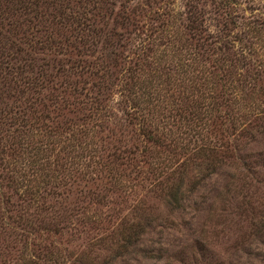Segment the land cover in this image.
<instances>
[{"label":"trees","instance_id":"obj_1","mask_svg":"<svg viewBox=\"0 0 264 264\" xmlns=\"http://www.w3.org/2000/svg\"><path fill=\"white\" fill-rule=\"evenodd\" d=\"M263 41L264 0H0V242L13 264L79 263L91 230L100 242L78 258L92 264L107 241L127 252L182 209L194 171L248 168Z\"/></svg>","mask_w":264,"mask_h":264},{"label":"rangeland","instance_id":"obj_2","mask_svg":"<svg viewBox=\"0 0 264 264\" xmlns=\"http://www.w3.org/2000/svg\"><path fill=\"white\" fill-rule=\"evenodd\" d=\"M206 9L205 24L211 32L220 17L211 7ZM208 32L202 30L203 35ZM261 43L264 58V41ZM241 63H235L234 69L241 68ZM253 67H248V75L240 69L241 75L247 78ZM262 69L264 75V64ZM245 101L250 106L260 102L253 95ZM243 147L250 163L248 168L226 165L215 172L194 171L198 182L192 188L185 180L182 209L169 214L166 221L158 218L152 226L145 225L136 244L129 246L127 252H117L115 245L107 241L103 248L91 253L96 257L92 264H264V133ZM148 202L155 205L160 217L169 212L161 198ZM128 204L122 205L125 214H129ZM103 212L106 213V207ZM88 235L91 242H100L101 234L97 231L91 230ZM88 239L78 241L81 247L72 250L79 261L75 264H91L89 257L78 258ZM16 256L9 242H0V264H13L12 258Z\"/></svg>","mask_w":264,"mask_h":264}]
</instances>
